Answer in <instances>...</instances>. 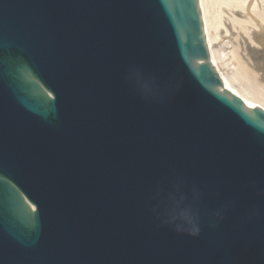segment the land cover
Instances as JSON below:
<instances>
[{
	"label": "water",
	"instance_id": "water-1",
	"mask_svg": "<svg viewBox=\"0 0 264 264\" xmlns=\"http://www.w3.org/2000/svg\"><path fill=\"white\" fill-rule=\"evenodd\" d=\"M245 104L198 0H0V264H264Z\"/></svg>",
	"mask_w": 264,
	"mask_h": 264
},
{
	"label": "bare ground",
	"instance_id": "bare-ground-1",
	"mask_svg": "<svg viewBox=\"0 0 264 264\" xmlns=\"http://www.w3.org/2000/svg\"><path fill=\"white\" fill-rule=\"evenodd\" d=\"M203 31L206 40L210 60L220 75L224 87L237 95L248 106H258L264 110V79L263 74L259 73L258 67L254 66L251 57H246V62H241L236 54L237 72H227L224 66L227 63L214 49L218 42L216 32L212 34L217 21L212 18H226L229 24L239 27V31L247 41L245 51H251L253 48L263 46L264 43L256 35L262 32L264 34V0H198ZM219 20V19H218ZM243 27H247L244 29ZM259 40H256L257 38ZM257 68V70H256Z\"/></svg>",
	"mask_w": 264,
	"mask_h": 264
},
{
	"label": "rangeland",
	"instance_id": "rangeland-1",
	"mask_svg": "<svg viewBox=\"0 0 264 264\" xmlns=\"http://www.w3.org/2000/svg\"><path fill=\"white\" fill-rule=\"evenodd\" d=\"M217 21L214 29L216 32L217 43L215 44V50L220 55V57L227 63L224 66L227 72H237L238 68L236 67V54L240 58L241 62H246V57H251L254 61V66L258 67L256 70L263 74L264 76V45L257 48H253L251 51H245V44L243 40L247 41L242 31H239V27L232 26L229 24L227 19L224 18H212ZM219 19V20H218ZM247 29V27H243ZM264 43V34L260 32L256 35ZM256 37V38H257ZM256 40H259V39ZM261 83H264V79L260 80Z\"/></svg>",
	"mask_w": 264,
	"mask_h": 264
},
{
	"label": "clouds",
	"instance_id": "clouds-1",
	"mask_svg": "<svg viewBox=\"0 0 264 264\" xmlns=\"http://www.w3.org/2000/svg\"><path fill=\"white\" fill-rule=\"evenodd\" d=\"M190 222V221H189ZM199 233L198 226L193 225L191 234L197 235Z\"/></svg>",
	"mask_w": 264,
	"mask_h": 264
}]
</instances>
